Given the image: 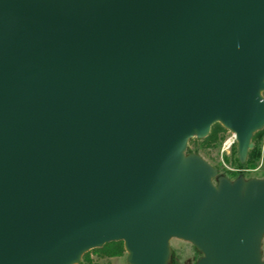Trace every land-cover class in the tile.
Masks as SVG:
<instances>
[{"label":"water","instance_id":"water-1","mask_svg":"<svg viewBox=\"0 0 264 264\" xmlns=\"http://www.w3.org/2000/svg\"><path fill=\"white\" fill-rule=\"evenodd\" d=\"M264 129V0H0V264H264V178L188 152Z\"/></svg>","mask_w":264,"mask_h":264},{"label":"rangeland","instance_id":"rangeland-1","mask_svg":"<svg viewBox=\"0 0 264 264\" xmlns=\"http://www.w3.org/2000/svg\"><path fill=\"white\" fill-rule=\"evenodd\" d=\"M214 134H217V139L214 142L204 141ZM209 136L205 139H192L189 142L188 152L189 149L198 151L193 153L200 155L217 169L219 177H225L231 181L237 180L239 177H244L246 180L264 178V131L253 138L254 148L250 150L244 164L238 160L237 142L232 133L221 125H214ZM170 248V264H196L202 257L193 245L179 239H173ZM262 255L264 259V238ZM99 262L101 264H127V253L125 251L121 257L102 259Z\"/></svg>","mask_w":264,"mask_h":264},{"label":"trees","instance_id":"trees-1","mask_svg":"<svg viewBox=\"0 0 264 264\" xmlns=\"http://www.w3.org/2000/svg\"><path fill=\"white\" fill-rule=\"evenodd\" d=\"M220 126L219 124H216ZM264 129L258 133L255 134L254 137L258 136L260 133H262ZM217 139V134L209 136L204 141H212L214 142ZM198 152L193 149H189V153ZM239 160V159H238ZM240 162V161H239ZM125 253L124 244L123 242H114L105 245L102 248L92 250L84 255L82 261L80 264H101L99 261L102 259H110V258H117L123 256ZM95 256L96 258H94Z\"/></svg>","mask_w":264,"mask_h":264}]
</instances>
